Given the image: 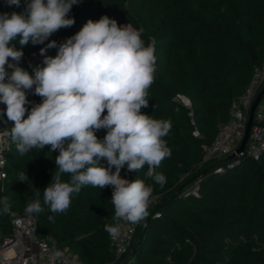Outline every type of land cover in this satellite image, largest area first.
Returning a JSON list of instances; mask_svg holds the SVG:
<instances>
[{"label":"trees","instance_id":"obj_1","mask_svg":"<svg viewBox=\"0 0 264 264\" xmlns=\"http://www.w3.org/2000/svg\"><path fill=\"white\" fill-rule=\"evenodd\" d=\"M13 11H23V0L21 7L0 0V13ZM104 15L118 25L142 29L145 44L155 49V80L148 89V107L141 112L171 125L163 138L171 156L156 168L166 182L147 177V165L129 176L121 170L122 178L151 185V197L157 200L120 258L104 230L114 223L111 186H82L66 213L53 214L47 206L43 213H33L36 235L71 251L84 264H264V153L256 162L242 158L222 171L215 163H203L204 149L264 61V0H80L69 13L75 24L44 44L23 46L19 66L33 74L34 67L43 66L41 48L53 40L63 42L89 19ZM56 53L49 48L45 55ZM177 94L191 101V109ZM27 98L41 102L31 92ZM105 134L97 132L101 139ZM57 154L46 146L21 156L11 142L6 178L0 181V198L9 199L11 213L26 212L33 199L31 183L42 199L55 174ZM20 172H26L27 183L17 181ZM50 215H55L54 223ZM11 234V214L0 215V249Z\"/></svg>","mask_w":264,"mask_h":264},{"label":"clouds","instance_id":"obj_2","mask_svg":"<svg viewBox=\"0 0 264 264\" xmlns=\"http://www.w3.org/2000/svg\"><path fill=\"white\" fill-rule=\"evenodd\" d=\"M79 2L23 0L22 12L0 13V104L5 105L0 122H11L10 139L21 156L46 146L58 153L42 199L40 189L28 184L33 191L29 214L43 213L45 206L53 214L66 213L82 186H111L114 223L104 230L118 238L120 221L136 225L146 220L153 192L143 179L122 178L121 170L140 171L147 165L145 175L163 185L166 178L156 168L171 156L163 139L171 125L141 112L149 104L156 57L154 47L142 39L143 30L131 23L118 25L106 15L89 19L75 35L41 48L43 66L34 67L33 74L19 66L23 46L44 44L75 24L69 13ZM5 3L21 7V0ZM49 48L57 49L54 57L45 55ZM28 92L41 102L29 101ZM100 130L106 132L102 139ZM17 181L27 183L26 172ZM9 214V199L0 198V215ZM48 219L54 223L55 215Z\"/></svg>","mask_w":264,"mask_h":264},{"label":"built area","instance_id":"obj_3","mask_svg":"<svg viewBox=\"0 0 264 264\" xmlns=\"http://www.w3.org/2000/svg\"><path fill=\"white\" fill-rule=\"evenodd\" d=\"M264 85V61L254 70L252 80L245 91L234 101L228 120L223 123L211 146L204 149L203 163H215L219 171L225 167H232L240 159L258 161L264 153V99L255 113V123L251 130L246 147L238 152L245 137L251 107ZM176 99L185 107L191 109V101L177 94ZM5 105L0 104V109ZM6 119V117H5ZM11 122H0V181L6 178L5 163L10 150ZM199 136V132H193ZM127 176L134 171L128 172ZM157 197H151L150 205ZM12 234L6 238L0 249V264H84L69 250L53 247L48 238L36 235V221L27 211L23 214L12 213ZM121 235L118 238L110 236L111 245L117 258L127 253L133 234L138 224L119 222Z\"/></svg>","mask_w":264,"mask_h":264},{"label":"water","instance_id":"obj_4","mask_svg":"<svg viewBox=\"0 0 264 264\" xmlns=\"http://www.w3.org/2000/svg\"><path fill=\"white\" fill-rule=\"evenodd\" d=\"M264 99V85L263 87L259 90L258 95L251 107V111H250V115H249V120H248V124H247V129H246V133H245V137L243 139L242 145L239 148L238 152H241L245 149L247 141L249 139L251 130L254 126L255 123V113L259 107V105L261 104L262 100Z\"/></svg>","mask_w":264,"mask_h":264}]
</instances>
